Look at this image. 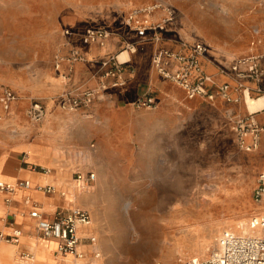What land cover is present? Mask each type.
Listing matches in <instances>:
<instances>
[{
	"label": "rangeland",
	"instance_id": "rangeland-1",
	"mask_svg": "<svg viewBox=\"0 0 264 264\" xmlns=\"http://www.w3.org/2000/svg\"><path fill=\"white\" fill-rule=\"evenodd\" d=\"M234 1L0 0V83L20 94L26 85H42L65 29L113 26L132 8L154 3L172 12L176 40L201 41L218 60H230L242 55L230 48L244 43L230 31L241 12ZM227 106L203 98L178 114L152 115V125L136 127L132 142L92 138L87 152H66L69 180L75 171L95 173L84 188L90 196L73 201L92 218L81 231L87 256L98 251L101 264H182L207 257L224 229L241 232L235 229L244 223L250 231L249 218L262 209L253 189L264 151L239 147ZM88 234L94 243H87ZM206 242L209 248L197 253Z\"/></svg>",
	"mask_w": 264,
	"mask_h": 264
},
{
	"label": "crops",
	"instance_id": "crops-1",
	"mask_svg": "<svg viewBox=\"0 0 264 264\" xmlns=\"http://www.w3.org/2000/svg\"><path fill=\"white\" fill-rule=\"evenodd\" d=\"M234 2L240 7L241 12L234 15L231 20L230 31L235 38L244 39V43L239 47H231L230 51L242 55L263 53L264 2L260 3L257 0ZM165 14V9L157 8L150 14V18L152 21H159ZM71 28L72 41L79 43V36L86 27L78 25ZM108 28L112 35L105 46L80 43L85 59L74 63L68 81L61 76V71L66 68V63L63 62L60 71L54 68L49 71L42 85L22 87V97L13 105L12 114L0 120V179L10 182L26 179L32 185L48 181L55 184V191L51 193H44L33 187H19L11 193L0 191V230L9 232L7 220H11L22 231L18 243L0 239V264H8L10 261L13 263L21 250L32 251L34 255L38 251L41 256L39 258L35 256L33 264H52L57 260H64V257L57 256L54 252L53 239L37 234L35 220L30 217L29 209L33 204L37 205L42 215L52 217L54 212L74 206L73 201L66 198L65 192L61 190L63 186L60 184V172L58 173L59 168L65 169L64 167L70 164L66 154L68 150L81 147L87 152L92 138H96L97 143H104L110 136L115 142L121 141L124 137L132 142L134 141L132 133L136 127L152 125L150 118L152 115H161L163 118L169 114H178V108H188L203 99L200 96L186 97L180 87L156 71L151 59L158 43L150 37L149 32L137 35L126 25L125 18ZM163 35L165 39L162 45L177 46L175 40L180 36L173 23L166 26ZM125 40L133 41L136 50L129 55L131 70L126 74L124 84L108 87L89 107L76 110L62 109L59 105V93L76 85H96L101 71L100 59L109 53L117 52ZM218 59L217 54L207 48L201 57V63L206 71L216 73L215 64ZM48 60L50 62V59ZM224 78L217 75V80ZM228 93L231 96L238 95L233 86H230ZM145 94L150 95L155 104L135 107L133 101ZM30 97L41 98L45 103L46 114L39 122H31L26 116L25 109ZM216 100L228 105L226 112L228 117H245L247 114L248 109L243 106L241 100L226 102L221 96H216ZM146 116L150 121L145 119ZM93 117L94 119H91ZM252 117L264 125V108L254 112ZM259 148L264 151V130L261 132ZM30 149L32 153H29ZM40 161L53 166L50 176L32 168ZM83 229L84 226L80 228L81 231ZM85 245L82 243L80 247L85 248Z\"/></svg>",
	"mask_w": 264,
	"mask_h": 264
},
{
	"label": "built area",
	"instance_id": "built-area-1",
	"mask_svg": "<svg viewBox=\"0 0 264 264\" xmlns=\"http://www.w3.org/2000/svg\"><path fill=\"white\" fill-rule=\"evenodd\" d=\"M157 8L166 10L162 20L152 21L150 14ZM172 19V12L161 3H154L143 7L132 8L125 17V23L131 27L137 35H145L158 43V47L152 55V65L158 73L180 87L186 97L200 96L205 99H213L221 96L226 102L246 103L247 98H256L264 95V52L239 55L230 60H216V73L206 71L201 63V57L207 51V46L201 41L177 39L176 47L162 45L165 39L163 31L166 24ZM72 31L64 30V39L59 49L53 55V67L57 71L66 63L65 70L61 71L63 79L68 81L73 71V65L79 60L85 59L81 44H96L105 46L112 31L105 26H88L79 36V43L72 41ZM136 50L133 41L125 40L123 46L115 53H109L100 59L98 82L94 86L76 85L65 88L59 93V105L62 109L76 110L89 107L108 87L123 85L126 74L130 72V53ZM122 51L128 53L127 58L120 59ZM218 76L225 77L217 80ZM233 86L238 95L231 96L228 93ZM22 95L7 84L0 83V119L2 116L12 114L13 105L21 99ZM155 102L150 95L145 94L133 101L135 107L153 106ZM264 108V107H263ZM25 113L29 121L39 122L46 114L45 103L38 97H30ZM254 112L247 111L245 117L233 118V128L237 144L245 150H253L260 145L261 125L252 117ZM250 134V139L246 135ZM32 168L40 173L51 172L49 167L33 165ZM38 168V169H37ZM93 171H75L73 180L80 188H88L94 180ZM19 187L35 188L44 193L55 191L53 181L32 185L29 180L18 179L16 181H4L0 179V191L13 192ZM64 193V191H62ZM254 200L262 206L259 213L252 215L248 220L247 232H235L224 229L217 237V247L207 257L191 256L185 258L182 264H264V164L256 177L253 189ZM29 215L35 220L37 234L44 238L54 240V252L57 256L71 255L74 261H55L52 264H79L76 261L85 259L87 252L80 247L82 239L80 228L88 227L92 218L88 210L79 206H72L67 210L54 212L52 217L42 215L37 205H32ZM10 231L0 230V239L18 243L22 235L21 229L7 220ZM88 244L95 242V236L88 234L85 237ZM94 256L99 255L96 250ZM35 255L32 251L21 250L18 258L11 264H33ZM83 264H91L85 260Z\"/></svg>",
	"mask_w": 264,
	"mask_h": 264
},
{
	"label": "bare ground",
	"instance_id": "bare-ground-1",
	"mask_svg": "<svg viewBox=\"0 0 264 264\" xmlns=\"http://www.w3.org/2000/svg\"><path fill=\"white\" fill-rule=\"evenodd\" d=\"M128 56V53L126 51H122V53L119 54V58L120 59H125V57ZM127 58V57H126ZM245 107L250 111V112H256L260 109H262L264 107V95L263 96H258L256 98H247L246 99V103H245ZM31 150V149H30ZM29 150V152H30ZM28 151V150H27ZM28 154V153H27ZM39 163L41 166H48L50 169L53 168V166H51V164L44 162V161H40V162H36ZM36 165V164H35ZM38 165V164H37ZM52 172V171H51ZM51 172L45 175H51ZM60 172L59 176L61 179V186L65 187L66 190L68 191L66 197L71 200V201H78V199L80 197H88L90 196V191L86 190L84 188H80L76 182L73 179H68V174L66 172L65 169L63 168H59L58 173ZM59 186V185H58ZM86 193V194H84ZM260 208V207H259ZM261 209V208H260ZM235 230H240L241 232H247L248 230L246 229V226H244V223H242L238 228H236ZM45 241V240H43ZM210 242H215L214 239L209 241ZM211 244H208V242H206L205 244L201 245L200 247H198L196 249V252L201 254L203 253L205 250H207L209 248ZM36 258H39V253L38 251H36L35 253ZM63 260V259H62ZM65 261H74V259L71 257V255H66L64 257ZM85 260H89L91 262V264H101L102 261L101 259L97 256L94 257H89L86 256L85 259H79L76 262L79 264H83V262ZM58 261V260H57ZM41 263V262H40Z\"/></svg>",
	"mask_w": 264,
	"mask_h": 264
}]
</instances>
